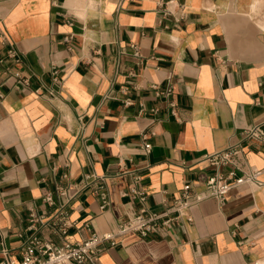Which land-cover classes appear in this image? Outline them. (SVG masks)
Segmentation results:
<instances>
[{
    "label": "crops",
    "instance_id": "1",
    "mask_svg": "<svg viewBox=\"0 0 264 264\" xmlns=\"http://www.w3.org/2000/svg\"><path fill=\"white\" fill-rule=\"evenodd\" d=\"M0 93V259L22 258L31 213L55 242L112 229L142 206L136 177L161 211L241 141L261 185L126 233L100 264H264V145L243 139L264 129V0H0Z\"/></svg>",
    "mask_w": 264,
    "mask_h": 264
},
{
    "label": "built area",
    "instance_id": "2",
    "mask_svg": "<svg viewBox=\"0 0 264 264\" xmlns=\"http://www.w3.org/2000/svg\"><path fill=\"white\" fill-rule=\"evenodd\" d=\"M10 54L16 56L14 48L10 50ZM172 90V86L169 85L163 93L171 94ZM171 105L174 106V103ZM143 138V148L146 152H150L152 143L147 141L146 133ZM243 139L264 145V129L260 124L253 125L243 131ZM244 155L245 147L241 141L223 150L203 155L201 160L215 167V170L212 173L200 175L202 189L197 190L193 183L186 182L181 196L172 202L164 200V208L161 211H150L145 205L148 193L139 187V177H136L128 189L123 191V194L129 195L131 199L138 198L142 202V206L126 218L120 219L112 229L105 232L95 231L82 240L65 239L62 242H55L42 237L38 232L37 224H44V220L39 215L31 213L28 226L31 232L22 234V258L15 259L9 248H3L0 264H100L101 253L114 246L118 242V238L126 233L135 232L141 237H145L158 229L170 227L174 221L183 216L188 221H192L190 209L200 201L216 197L223 203L226 195L235 187L244 183L261 185L262 181L259 178L261 170L245 169L239 161ZM226 166L229 169L223 171L222 168ZM56 191L61 194L67 193V189L60 186ZM45 199L51 203L53 201L52 193H48ZM102 207H105V204ZM66 226L67 223L64 222L62 224L63 232L67 231Z\"/></svg>",
    "mask_w": 264,
    "mask_h": 264
}]
</instances>
